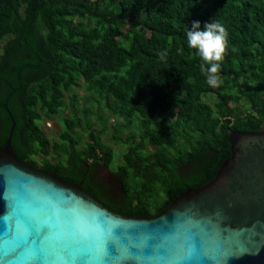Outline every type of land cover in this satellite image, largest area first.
Returning a JSON list of instances; mask_svg holds the SVG:
<instances>
[{
  "label": "trees",
  "instance_id": "16d2710c",
  "mask_svg": "<svg viewBox=\"0 0 264 264\" xmlns=\"http://www.w3.org/2000/svg\"><path fill=\"white\" fill-rule=\"evenodd\" d=\"M211 20L228 32L215 88L186 42ZM10 130L21 162L114 214L158 215L215 178L230 131L264 132V0H0V150Z\"/></svg>",
  "mask_w": 264,
  "mask_h": 264
},
{
  "label": "water",
  "instance_id": "95a60500",
  "mask_svg": "<svg viewBox=\"0 0 264 264\" xmlns=\"http://www.w3.org/2000/svg\"><path fill=\"white\" fill-rule=\"evenodd\" d=\"M11 136L0 150V264H264L262 130L230 131L215 178L145 218L29 167Z\"/></svg>",
  "mask_w": 264,
  "mask_h": 264
},
{
  "label": "clouds",
  "instance_id": "9594fccd",
  "mask_svg": "<svg viewBox=\"0 0 264 264\" xmlns=\"http://www.w3.org/2000/svg\"><path fill=\"white\" fill-rule=\"evenodd\" d=\"M228 32L219 22H207L201 30L200 22L194 21L186 32L187 48L193 50L201 59L200 71L210 87H218L221 81L220 71L227 52ZM182 51V49H181ZM166 52L160 53L164 59Z\"/></svg>",
  "mask_w": 264,
  "mask_h": 264
},
{
  "label": "rangeland",
  "instance_id": "374dc122",
  "mask_svg": "<svg viewBox=\"0 0 264 264\" xmlns=\"http://www.w3.org/2000/svg\"><path fill=\"white\" fill-rule=\"evenodd\" d=\"M73 92H77L78 95L80 96H84V92L82 89H75V90H72L70 94H72ZM70 94L68 93H65V99H64V104L67 105V100H69V97L71 96ZM69 111L68 109H64L62 112H61V115L58 116V117H53L52 119L50 120H45L43 121L41 124H40V127L42 129V131L44 132L45 136L47 138H50V139H53L55 138V135L56 133L60 132L61 131V122H60V117L61 116H66L68 115ZM113 123V119H111L109 121V126L110 124ZM125 134L126 133H122L120 134V137L121 138H124L125 137ZM102 141L111 146L113 151H114V162H113V166L112 167H115L118 163L121 162V153H123V151L125 150V148H123L122 146H118V145H114L112 144L111 142V139H110V134L107 133L103 136V139ZM99 176L102 178V179H105V180H108L109 182L111 181L110 179V176L108 175L107 171H101L99 173Z\"/></svg>",
  "mask_w": 264,
  "mask_h": 264
},
{
  "label": "flooded vegetation",
  "instance_id": "af4514ba",
  "mask_svg": "<svg viewBox=\"0 0 264 264\" xmlns=\"http://www.w3.org/2000/svg\"><path fill=\"white\" fill-rule=\"evenodd\" d=\"M24 163V162H23ZM26 164V163H25ZM28 165V164H27ZM29 166V165H28ZM30 167V166H29ZM32 168V167H31ZM34 169H39V168H34ZM41 169V168H40Z\"/></svg>",
  "mask_w": 264,
  "mask_h": 264
}]
</instances>
